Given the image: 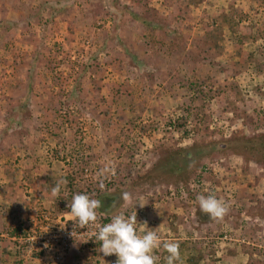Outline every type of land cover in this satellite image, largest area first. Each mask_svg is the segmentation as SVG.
<instances>
[{
  "label": "rangeland",
  "instance_id": "rangeland-1",
  "mask_svg": "<svg viewBox=\"0 0 264 264\" xmlns=\"http://www.w3.org/2000/svg\"><path fill=\"white\" fill-rule=\"evenodd\" d=\"M186 2L0 0V264H116L94 234L135 211L138 233L179 243L178 264H264V166L227 143L264 132V0ZM221 11L235 32L224 26L221 52L203 55ZM54 179L66 180L59 197ZM76 193L117 198L80 228ZM209 193L229 206L222 220L199 209Z\"/></svg>",
  "mask_w": 264,
  "mask_h": 264
},
{
  "label": "clouds",
  "instance_id": "clouds-1",
  "mask_svg": "<svg viewBox=\"0 0 264 264\" xmlns=\"http://www.w3.org/2000/svg\"><path fill=\"white\" fill-rule=\"evenodd\" d=\"M113 166H105L99 175L106 177L107 174H114ZM62 184L66 180H55L51 189L53 197H59ZM122 199L128 201L130 194L122 193ZM201 212L213 220H222L229 210L228 204L215 194H199L196 197ZM145 204H140L143 207ZM73 221L78 222L80 228L89 224H96L98 221L97 209L101 207V201L90 197L86 193H76L68 203ZM137 212L125 216L123 213L111 218V222L98 227L95 233V241L100 242L99 250L105 255L115 254L116 264H157L159 256L155 251L163 247L168 253L165 257L166 264H178L181 260L180 247L178 242L162 240L156 229H144L143 234L138 233L136 228ZM62 227V226H61ZM63 228V227H62ZM151 229V230H149Z\"/></svg>",
  "mask_w": 264,
  "mask_h": 264
},
{
  "label": "trees",
  "instance_id": "trees-1",
  "mask_svg": "<svg viewBox=\"0 0 264 264\" xmlns=\"http://www.w3.org/2000/svg\"><path fill=\"white\" fill-rule=\"evenodd\" d=\"M200 0H187V2L183 5L184 10L187 11L189 4H198ZM206 17V15H205ZM209 20L206 22V24L203 26V33L199 37L196 47L198 50L204 55V54H218L222 50V46L220 44V41L222 38V30L224 26H226L231 32H235L234 30V21L232 18V15L227 14L224 11H221L219 15L208 17ZM247 37L250 38L249 34H247ZM246 60L242 58L238 62L235 63V65H238V68H241L245 64ZM35 82V78L32 74V71H28L27 73V80L25 81V90L22 96H20L18 100L17 108L19 112H22L26 110L29 98L32 95V86ZM175 128H179L182 126L180 123L174 124ZM244 139V140H242ZM227 143L234 149L236 152H243V149H246L248 154L253 157L258 163L264 166V132L258 133L251 137H245L241 138L240 140H237V143H234L232 140H228ZM188 157L186 154L184 155V158ZM176 167H180L179 165L174 164ZM70 185V183L68 184ZM48 190H51L48 188ZM61 193V192H60ZM117 198L112 193L109 194H101L97 196V199L101 201V207L98 208L101 213H108L110 210L109 207L112 205L113 201ZM108 199L106 202L105 200ZM55 206L57 207V210L59 212L64 210H69V208H64L63 201L55 200ZM24 225L17 224L15 227L10 229L9 236L16 237V234H22L25 232ZM20 232V233H18ZM19 236V235H18ZM7 240H4L2 252L5 253V257H8L10 254L18 255L17 252H10L7 250ZM183 245V243H181ZM7 250V251H6ZM181 250V248H180ZM155 251V255L159 256V261L162 264H166L165 257L168 255V253L164 250L160 252V250ZM201 256L198 254H190L186 257V263L187 264H198L200 261ZM6 259V258H5ZM14 264H17L13 262Z\"/></svg>",
  "mask_w": 264,
  "mask_h": 264
}]
</instances>
